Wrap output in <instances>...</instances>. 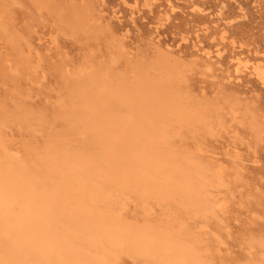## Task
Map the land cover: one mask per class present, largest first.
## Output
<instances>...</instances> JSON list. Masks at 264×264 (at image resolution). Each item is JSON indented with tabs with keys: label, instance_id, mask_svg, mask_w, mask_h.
Instances as JSON below:
<instances>
[{
	"label": "rangeland",
	"instance_id": "1",
	"mask_svg": "<svg viewBox=\"0 0 264 264\" xmlns=\"http://www.w3.org/2000/svg\"><path fill=\"white\" fill-rule=\"evenodd\" d=\"M47 1L36 10L34 0H0L8 14L0 19V131L9 147L39 155L64 132L77 144L97 139L91 131L81 134L83 126L64 117L63 99L71 74L79 69L88 76L92 65L115 58L113 72L133 81L125 102L86 88L90 101L108 99L121 121L118 130L101 123L110 138L100 152V180L151 196L163 184L161 165L171 185L187 176L196 179L202 167H221L225 185L215 195L225 198L227 207L206 227L226 241L215 257L223 264L264 260L259 245L264 242V132L258 138L250 128L253 121L264 126V0ZM235 59L251 62L250 70L236 73ZM188 151L201 154L191 157ZM131 203L127 216L140 217L138 202ZM154 209L150 213L156 217ZM210 229L204 230L212 242ZM129 238L149 256H123L121 264L190 263L182 243L147 221H133Z\"/></svg>",
	"mask_w": 264,
	"mask_h": 264
},
{
	"label": "bare ground",
	"instance_id": "2",
	"mask_svg": "<svg viewBox=\"0 0 264 264\" xmlns=\"http://www.w3.org/2000/svg\"><path fill=\"white\" fill-rule=\"evenodd\" d=\"M46 1L34 0L37 7L35 9L40 10L42 6L45 7L43 3ZM4 15H8L6 7L0 3V19ZM53 41L54 39L51 42ZM26 44L31 54L34 47L31 46L29 40ZM114 62L115 58H111L107 64L98 63V67L92 65V72L85 77L79 69L77 73L71 74L72 82L69 89H66L68 90L67 97L63 99L64 117L72 123H80L83 126L81 134H86L88 131L93 132L97 138L93 139V142L81 141L77 144L68 140L69 133L67 135L66 132L65 134L62 132L64 134L62 140L59 139L60 141L52 143L42 154L36 155V152L33 154L25 147H20L21 150H13L14 147H9L4 130L0 131V264H121L123 256H129L132 259L138 256H149L146 253H140L129 238V230L133 221H147L152 227L161 230L163 228L167 234L182 243L189 252L190 263L181 261L179 264H223L217 260L215 254L220 253L221 246L226 241H222L221 233L220 236L219 233L213 234L211 229L207 228L210 229L208 233L214 235H211L213 238L215 237L211 242L205 232L206 227L211 226L208 225L210 223L208 219L212 220V217L217 219L219 211L224 212V209L226 211V199L221 200L215 195L218 189L225 185L223 177L226 174L223 176V172L226 173V171H223V168L211 171L208 167H202L196 179L187 176L182 182L171 185L167 178L165 165H161L158 174L164 176L163 184L157 185L155 194L151 196L146 192L132 194L126 190L121 191L98 177L100 152L106 148L110 138L107 129L101 123L112 125L118 130L121 121L120 117L107 106L108 99L94 103L86 96V88L91 87L109 92L110 99L120 98L124 101L133 81L129 83L124 75L113 72ZM236 63V73L250 70L251 62L248 60H239ZM74 99L83 100L84 103L77 105ZM132 111L133 109L129 111V115ZM178 128L177 131H179ZM250 128L258 138L264 132V126L255 124V121ZM204 130L207 131V129ZM70 133L75 135L73 131ZM166 140L170 142L169 138ZM199 151L196 153L200 155ZM186 153L188 156L199 158L195 152ZM183 155L186 157V154ZM131 201L138 202L140 217L131 219L127 216V207ZM154 208L159 211L156 217L150 213V211L155 212ZM134 211L131 212L132 215L138 209ZM216 243L220 246L215 248ZM259 245L264 248V242H259ZM250 258L254 259L251 256ZM250 263L264 264V260L256 259L241 264Z\"/></svg>",
	"mask_w": 264,
	"mask_h": 264
}]
</instances>
